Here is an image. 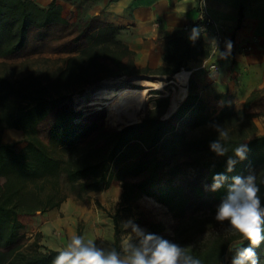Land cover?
Returning a JSON list of instances; mask_svg holds the SVG:
<instances>
[{"label": "trees", "instance_id": "16d2710c", "mask_svg": "<svg viewBox=\"0 0 264 264\" xmlns=\"http://www.w3.org/2000/svg\"><path fill=\"white\" fill-rule=\"evenodd\" d=\"M61 11L56 0L46 5L34 0H0V132L4 128L18 129L26 142L22 150H17L15 142L0 139V264H52L61 248L42 249L37 238L23 241L18 215L27 212V204L40 212L58 207L66 197L63 182L90 188L100 181L108 164L112 168L106 182L115 176L121 179L122 205L146 194L165 205L177 219L205 207L216 210L227 194V184L215 192L209 190L216 173H225L230 183L231 177L254 171L264 202V132L254 119L264 115V109L251 111L264 99V84L253 89L239 109L227 105L226 95L219 94L223 106L209 110L189 84L185 98L168 116L164 115L170 104L169 94L152 97L139 119L129 124L107 127L95 121L81 122L82 111L75 108L73 93L102 77L136 76L148 68L137 67L133 51L116 38L120 27L105 24L92 29L90 21L83 22L72 38L74 42L84 39V43L64 57L62 64L55 65L48 57L8 61L19 56L31 28L69 25ZM198 54H208L206 43L196 39L185 44L168 77L184 66V59ZM13 72L20 74L11 77ZM52 112L50 147L37 132ZM212 123L229 129L230 150L240 143L249 148L247 158L231 173H226V158H217L210 151L209 144L217 135L209 127ZM116 169L121 172L114 173ZM111 217L116 237L113 248L118 250L117 214ZM198 221L196 215H190L172 237L163 234L155 222L145 231L180 244V236ZM236 239L234 234H219L184 247L202 264H222L226 261L225 244ZM249 246L247 241L241 245ZM256 252L260 264H264V242ZM234 254L229 251L230 262Z\"/></svg>", "mask_w": 264, "mask_h": 264}, {"label": "crops", "instance_id": "0c3cea01", "mask_svg": "<svg viewBox=\"0 0 264 264\" xmlns=\"http://www.w3.org/2000/svg\"><path fill=\"white\" fill-rule=\"evenodd\" d=\"M46 5L51 0H34ZM82 1L80 8L77 2ZM61 4V14L69 23L90 21L93 28L105 24L120 27L116 38L133 51L137 67L148 68L147 74L168 77L189 39L193 28L199 29L200 41L208 45V54L191 55L184 59L183 68L198 78L196 92L210 109L217 110L226 95L227 105L234 109L243 106L250 92L264 84V0H56ZM211 16L223 34L224 41L210 54L211 28H201L198 20L199 4ZM66 10L72 11L70 18ZM188 26L185 28V26ZM230 41L231 52L227 59L220 53L226 51ZM218 65L210 73L208 65ZM142 74V73H140ZM175 74V73H174ZM186 96V94H185ZM184 96V97H185ZM254 107V106H253ZM251 111H255L254 108ZM264 118V115L255 116ZM261 131V130H260ZM264 132V131H261ZM109 171L100 182L107 181ZM111 181H113L111 179ZM110 181V182H111ZM27 212L17 219L22 232H41L42 249H56V206L40 212L33 204L26 205Z\"/></svg>", "mask_w": 264, "mask_h": 264}, {"label": "rangeland", "instance_id": "374dc122", "mask_svg": "<svg viewBox=\"0 0 264 264\" xmlns=\"http://www.w3.org/2000/svg\"><path fill=\"white\" fill-rule=\"evenodd\" d=\"M81 3L82 1L77 2L78 9ZM65 14L67 18H70L72 11L66 10ZM80 14L81 13L78 11L77 20L69 23L67 26L55 24L43 29L31 28L28 33L26 44L19 56L11 58L8 61L14 63L22 59L32 61L35 57H48L54 59L55 65L62 64V59L64 57L75 53V50L84 43V39L77 42L72 40V38L79 33L81 29L80 26L83 24L79 17ZM185 69L189 70V68L186 67ZM19 74V72H13L9 75L14 77ZM190 76L192 77L191 81L189 80ZM189 77L185 85L187 88L186 94L189 84H191L195 90L198 85V78L194 73L189 74ZM174 78V74L169 78L147 73L130 77L126 75L105 76L94 82L88 83L81 90L73 93V104L76 109L82 111L81 122L90 123L95 121L107 127H119L126 123L118 124L115 122L109 107L110 102H105L107 99L98 96L103 90H111V88L118 89L124 86L132 87V85L138 87L141 86L138 83L140 80L161 81L164 83L163 85L165 87H148L146 104L140 110L137 119H135L137 121L139 116L150 106L152 97L169 94L171 98L172 95L180 89V85L176 78ZM151 89H157L158 92H152ZM253 108L255 112L262 111L264 109V99L256 103ZM169 109L170 107L168 110ZM209 110L212 109L209 108ZM52 120L53 112L39 124L37 132L38 136L50 147L49 130ZM256 124L259 130L264 131V118L258 117ZM87 138L88 136L81 140V142L85 141ZM0 139L2 141L15 142V148L17 150H22L26 144L23 132L14 128H4L0 132ZM111 168V164H108L105 172L107 173ZM120 172L121 169L114 170V173ZM127 178L132 179L130 176ZM112 180L111 182L99 181L92 187L86 189H81L78 182H63V191L66 197L60 205L56 207V248H63L69 235L78 234V232L87 239H93L98 246L113 248L116 237L111 215L115 213L118 219L117 228L120 230L117 235L118 250L121 249V244L128 235V232L122 225L129 220L144 230L149 223H158L162 228V233L168 237H172L176 229L180 228L181 223L188 221L190 215H196L199 221L192 222L193 225L188 227L185 234L180 236L181 239H183L182 243H180L182 246L196 245L219 234L225 236L232 235L224 230L227 225H220L215 221V210L206 207L196 210L193 213H187L182 219H177L172 216L165 205L158 202L154 197L146 194L138 195L127 204L122 205L121 179L115 176ZM128 231L130 232V229ZM26 232L27 231L22 232L23 241H27L29 238H37L39 243L43 245L41 242V232H32L31 236ZM234 242L232 244H225L226 261L222 264H230V258L228 256L229 247H231Z\"/></svg>", "mask_w": 264, "mask_h": 264}, {"label": "clouds", "instance_id": "9594fccd", "mask_svg": "<svg viewBox=\"0 0 264 264\" xmlns=\"http://www.w3.org/2000/svg\"><path fill=\"white\" fill-rule=\"evenodd\" d=\"M198 36L199 29L193 28L189 39L195 41ZM225 48L226 51L220 53L223 59L231 52L230 41L226 42ZM209 127L217 134L209 144L210 151L217 158H226V173H231L238 162L247 158L249 148L246 143H240L230 150L229 129L219 123ZM225 184L227 194L216 207L214 219L220 225H227L224 230L237 237L229 247V251L235 253L230 264H260L256 249L264 242V202L257 174L249 170L247 175L231 177L229 183L225 173H216L209 190L215 192ZM122 226L128 235L120 250L98 246L93 239L81 234H70L65 246L57 250L52 264H202V260L184 246L146 232L131 220ZM245 241L249 247H241Z\"/></svg>", "mask_w": 264, "mask_h": 264}, {"label": "bare ground", "instance_id": "6f19581e", "mask_svg": "<svg viewBox=\"0 0 264 264\" xmlns=\"http://www.w3.org/2000/svg\"><path fill=\"white\" fill-rule=\"evenodd\" d=\"M189 73L190 70L183 68L174 74V77L180 85V89L170 98L171 109L175 108L178 102L184 98L187 89L185 85L188 80ZM138 83L141 86H124L118 89L111 88V90H103L101 94L98 95L107 99L105 102H110L109 107L116 123L123 124L137 119L140 110L146 104L148 87L151 86L154 88H161L164 86V83L161 81L154 82L152 80H140Z\"/></svg>", "mask_w": 264, "mask_h": 264}, {"label": "built area", "instance_id": "2783aa9c", "mask_svg": "<svg viewBox=\"0 0 264 264\" xmlns=\"http://www.w3.org/2000/svg\"><path fill=\"white\" fill-rule=\"evenodd\" d=\"M198 20L201 22L200 29L211 28L212 36L209 40V45L210 54H213L217 50L219 45L224 41V37L220 30V27L217 25L215 20L204 11L201 3L199 4ZM187 27L188 26L186 25L185 28ZM208 68L210 73H214L217 70L218 65L215 62H211L208 65Z\"/></svg>", "mask_w": 264, "mask_h": 264}, {"label": "water", "instance_id": "95a60500", "mask_svg": "<svg viewBox=\"0 0 264 264\" xmlns=\"http://www.w3.org/2000/svg\"><path fill=\"white\" fill-rule=\"evenodd\" d=\"M177 106H178V104L176 105V107H177ZM169 107H170V109L168 110V112H167L164 116H168L170 113H172V112L176 109V107L173 108V109H171L170 104H169ZM134 121H136V120L128 121V122H126V124L132 123V122H134Z\"/></svg>", "mask_w": 264, "mask_h": 264}]
</instances>
